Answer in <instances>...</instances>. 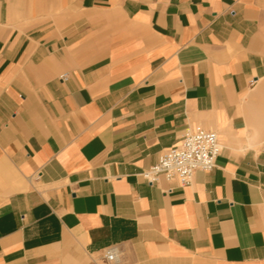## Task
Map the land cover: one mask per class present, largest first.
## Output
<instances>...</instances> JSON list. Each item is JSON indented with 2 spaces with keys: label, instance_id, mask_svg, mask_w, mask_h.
<instances>
[{
  "label": "crops",
  "instance_id": "1",
  "mask_svg": "<svg viewBox=\"0 0 264 264\" xmlns=\"http://www.w3.org/2000/svg\"><path fill=\"white\" fill-rule=\"evenodd\" d=\"M0 264H264V0H0Z\"/></svg>",
  "mask_w": 264,
  "mask_h": 264
},
{
  "label": "built area",
  "instance_id": "2",
  "mask_svg": "<svg viewBox=\"0 0 264 264\" xmlns=\"http://www.w3.org/2000/svg\"><path fill=\"white\" fill-rule=\"evenodd\" d=\"M61 78H65V74ZM219 150L220 143L214 131L200 126L187 128L179 144L162 153L154 164L142 172V176L149 183L164 176L166 180H176L180 186L188 185L195 170L208 171L213 168ZM104 258L116 262L118 254L114 248H108Z\"/></svg>",
  "mask_w": 264,
  "mask_h": 264
}]
</instances>
